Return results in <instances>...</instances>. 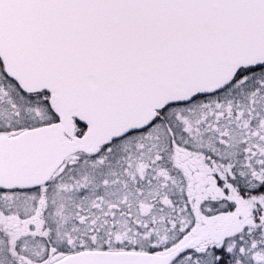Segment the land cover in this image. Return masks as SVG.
<instances>
[{"label": "snow or ice", "instance_id": "snow-or-ice-1", "mask_svg": "<svg viewBox=\"0 0 264 264\" xmlns=\"http://www.w3.org/2000/svg\"><path fill=\"white\" fill-rule=\"evenodd\" d=\"M0 264H264V0H0Z\"/></svg>", "mask_w": 264, "mask_h": 264}]
</instances>
